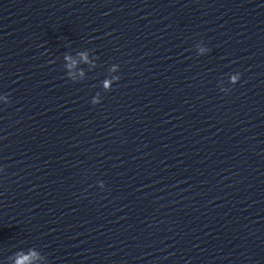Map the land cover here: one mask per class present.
I'll return each mask as SVG.
<instances>
[{"label": "clouds", "instance_id": "9594fccd", "mask_svg": "<svg viewBox=\"0 0 264 264\" xmlns=\"http://www.w3.org/2000/svg\"><path fill=\"white\" fill-rule=\"evenodd\" d=\"M82 55H84V54H82ZM65 59L68 60V59H71V57L66 56ZM84 59L85 60L87 59L86 55H84ZM237 79H238L237 76H233L232 77V82L235 83L237 81ZM105 86H108V82L107 81L105 82ZM31 255H35V253H30V254H27V255L18 256V258L16 260V264H28Z\"/></svg>", "mask_w": 264, "mask_h": 264}]
</instances>
